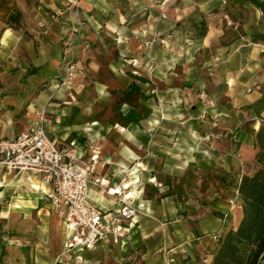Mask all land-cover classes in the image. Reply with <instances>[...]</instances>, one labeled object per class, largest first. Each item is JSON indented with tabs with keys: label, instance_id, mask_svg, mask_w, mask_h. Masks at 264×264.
Here are the masks:
<instances>
[{
	"label": "rangeland",
	"instance_id": "rangeland-1",
	"mask_svg": "<svg viewBox=\"0 0 264 264\" xmlns=\"http://www.w3.org/2000/svg\"><path fill=\"white\" fill-rule=\"evenodd\" d=\"M53 10L57 14L51 18ZM82 15L87 20L80 0H0V134H15L40 114L52 137L54 132L58 133L57 128L67 131L69 125L91 123L95 115L108 114L122 121L132 106L137 114L149 108L152 113L190 115L188 126L198 132L191 144L178 143L173 152L172 141L177 140L165 137L169 148L165 147L167 151L161 154L163 151L156 150L158 145L152 138V142L141 147L140 157L148 164L143 173L137 174L139 165L123 170V176L136 180L127 196L136 194L143 209L159 218L142 217L132 244H160L162 238L157 224L160 220H172L174 215L179 216L180 223L170 230L171 242L184 238L188 233L183 229L192 226L187 225L188 219H213L220 215L227 198L235 192V177L242 161L233 149L230 125L204 106L199 95H191V99L184 101V94L179 91V96L163 98L155 83L144 89L99 88L97 79L124 82L129 76L125 63L139 66L140 61H127L125 54L117 55L120 39L110 37L103 23L93 28L88 26ZM40 22L45 23L40 25ZM115 60L116 66L109 64ZM70 64H74L73 71L67 75ZM108 66L116 74L112 81H109ZM183 122L182 128H188V123ZM220 139L226 145L225 150L221 148L223 151L218 147ZM174 157L185 160L186 165L177 169L160 166V160L168 163ZM235 160L239 162L238 167ZM35 177L27 172L0 176L1 264H53L63 246V222L44 194L32 186ZM118 194L122 195L123 189ZM100 248L98 245L97 250ZM120 250L123 255L131 251L128 246ZM105 251L110 255L106 260L102 258ZM116 255L109 248L94 254L86 250L80 257L85 261L79 264H115ZM154 257L160 256L157 253ZM121 260L128 263L127 259ZM197 261L200 264L202 259ZM137 264H144L143 260Z\"/></svg>",
	"mask_w": 264,
	"mask_h": 264
},
{
	"label": "crops",
	"instance_id": "crops-1",
	"mask_svg": "<svg viewBox=\"0 0 264 264\" xmlns=\"http://www.w3.org/2000/svg\"><path fill=\"white\" fill-rule=\"evenodd\" d=\"M80 6L87 17L85 20L82 15L83 22L90 27L103 23L110 37L120 39L117 55L125 54L127 61H140L139 66L125 63L129 76L124 82L97 79L99 88L144 89L155 83L161 90L159 96L163 98L179 96V91L183 92L184 101L191 99V95H199L204 106L229 123L233 149L240 154L242 165L235 177V192L227 198L222 209L224 212L213 219H188L187 225L192 226L183 229L188 233L186 237L171 242L173 234L171 236L170 230L180 223L179 216L174 215L172 220H160L157 224L162 238L160 244L135 246L132 240L140 227V219L149 216L159 220L141 207L142 210L134 216L128 244L120 245L113 237L99 240L93 248L72 252L69 261L79 264L85 259L77 255L81 256L86 250L94 254L109 248L117 254L115 264H124L121 259H127V264H137L142 260L144 264H198V258L202 259L204 254L208 258L211 256L216 239L212 233L237 224L241 215L237 184L241 175L254 167L257 149L253 142L254 132L264 120V0H80ZM51 14L49 17L54 18L57 12L53 10ZM108 39L113 43L111 38ZM113 47L118 48L116 45ZM117 63L115 60L109 64L116 66ZM107 69L111 76L109 81H112L116 75L114 68L108 66ZM146 111L137 114L132 106L122 121L108 114L95 115L91 123L69 125L67 131L57 128L58 133L54 132L53 138L57 143L67 145L71 153L87 158L91 152H98L95 171L103 176L104 183L101 187L91 186L88 194L100 206L115 205L118 190L119 193L123 189L127 195L133 189L132 184L136 180L123 176V170L139 165L141 169L137 174L141 175L146 169L148 164L140 157L142 144L155 138L160 146H156V150L161 148L163 152L159 153L162 154L167 151L165 147L169 148L164 138L173 137L177 140L172 141V151L175 152L178 143L191 144L198 133L195 127L188 126L191 124L190 115L182 112L152 113L149 108ZM183 121L188 123V128H182ZM209 132L214 133L206 131ZM58 136L62 138L57 139ZM218 143L220 151L225 150L223 139ZM235 161L238 167L239 162ZM186 163L178 157L168 163L160 160L162 168L177 169ZM0 176L4 177V174ZM34 180L31 184L35 189L42 193L41 187L47 190L37 175ZM135 195L132 200L137 204L139 200ZM232 198L236 201H231ZM48 202L62 220L59 208L50 200ZM98 245L101 247L99 250ZM125 246L131 251L123 255L120 248ZM157 253L160 257L153 258ZM109 256L105 251L102 258L106 260ZM55 263L65 264L56 258L53 260Z\"/></svg>",
	"mask_w": 264,
	"mask_h": 264
},
{
	"label": "built area",
	"instance_id": "built-area-1",
	"mask_svg": "<svg viewBox=\"0 0 264 264\" xmlns=\"http://www.w3.org/2000/svg\"><path fill=\"white\" fill-rule=\"evenodd\" d=\"M73 67L74 64L69 65L67 75L72 74ZM98 160L97 151L84 158L71 153L67 145L58 144L45 129L43 114L15 134L0 136V174L37 175L47 187H41L44 197L61 212L65 240L57 261L68 262L72 252L93 248L97 241L110 237L124 245L129 240L135 214L142 210L140 202L134 204L133 196L126 193L117 192L116 204L109 207L98 205L89 196L91 186L101 187L104 183L103 176L95 171ZM217 232L212 236L216 238ZM208 260L204 254L202 261Z\"/></svg>",
	"mask_w": 264,
	"mask_h": 264
},
{
	"label": "trees",
	"instance_id": "trees-1",
	"mask_svg": "<svg viewBox=\"0 0 264 264\" xmlns=\"http://www.w3.org/2000/svg\"><path fill=\"white\" fill-rule=\"evenodd\" d=\"M253 142L254 167L237 184L240 218L216 233L208 262L200 264H264V120Z\"/></svg>",
	"mask_w": 264,
	"mask_h": 264
},
{
	"label": "bare ground",
	"instance_id": "bare-ground-1",
	"mask_svg": "<svg viewBox=\"0 0 264 264\" xmlns=\"http://www.w3.org/2000/svg\"><path fill=\"white\" fill-rule=\"evenodd\" d=\"M118 191H119V190H118ZM118 191H117V192H118Z\"/></svg>",
	"mask_w": 264,
	"mask_h": 264
}]
</instances>
